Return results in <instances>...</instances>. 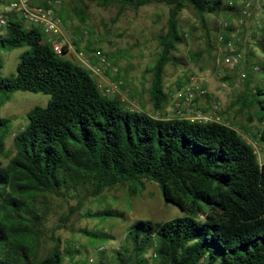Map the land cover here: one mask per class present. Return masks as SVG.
Returning <instances> with one entry per match:
<instances>
[{
	"label": "trees",
	"instance_id": "obj_1",
	"mask_svg": "<svg viewBox=\"0 0 264 264\" xmlns=\"http://www.w3.org/2000/svg\"><path fill=\"white\" fill-rule=\"evenodd\" d=\"M97 2L170 7L167 31L159 36L161 50L150 69L149 93L156 111L170 97L164 86L166 66L186 39L180 11L191 6L206 27L209 16L236 10L223 0ZM73 12L80 23L87 22L85 9L74 7ZM3 27L1 49H28L16 73L0 79V107L15 91L42 92L51 99L27 112L28 123L14 136L15 152L5 165L1 161L10 156L4 149L10 120L0 117V264H63L57 239L39 255L43 218L35 204L38 194L71 196L90 187L100 195L117 185H142L143 179L156 182L165 202L183 215L136 220L126 235L130 246L117 250L118 264H147L150 250L157 264H264V163L238 129L136 112L119 97L105 94L86 67L65 57L66 50L56 53L40 28L15 17ZM74 43L78 50L81 41ZM91 51L107 56L101 48ZM90 58L97 63L96 56ZM259 96L264 87L251 91L243 110L257 105L263 125L255 137L264 144V99Z\"/></svg>",
	"mask_w": 264,
	"mask_h": 264
},
{
	"label": "rangeland",
	"instance_id": "obj_2",
	"mask_svg": "<svg viewBox=\"0 0 264 264\" xmlns=\"http://www.w3.org/2000/svg\"><path fill=\"white\" fill-rule=\"evenodd\" d=\"M241 1L223 0L224 3L235 4L236 10L209 16L206 27L202 26L191 6L180 11L179 25L186 39L173 53L176 59L166 66L164 86L170 97L160 111L154 109L150 100V69L161 50L159 36L167 31L170 7L165 3H151L138 9L118 3L102 6L97 0H53V3L62 19L64 31V36L58 39L66 46H71V53L65 54L66 58L79 63L73 55V49L77 50L74 40L81 41L77 51L90 57H95L91 51L93 48H101L110 63L115 57H119L115 62L117 73L108 67L103 66L101 69L105 77L101 82V89L108 96L119 97L126 106L138 105L156 117L184 116V113L178 111L174 97L193 78L208 91L207 96L197 98L194 106L205 110L212 102H218L222 107L220 116L224 122L235 126L241 134L245 127H256V134L263 125L259 120V109L254 105L243 110L246 106L243 103L247 102L252 90L258 86L264 87V73L254 72L250 68L252 63L264 66V0H259V34H253L247 24H239L237 19L242 8ZM5 2L0 0V10ZM74 7H81L87 12L88 20L85 24L77 19ZM9 17L17 18V14ZM226 21H230L232 25L225 27ZM0 28L5 31L3 26L0 25ZM239 28L240 31H237ZM225 33L245 53L241 68L231 69L222 62L219 37H226ZM27 49L28 46L0 48V79L16 73L20 56ZM243 70L248 77L236 86L239 71ZM248 79L252 83L249 90ZM96 81L99 82L98 79ZM223 82L228 85L223 86ZM117 83L119 86L116 93L108 90ZM258 98L264 99V96ZM50 99V95L42 92L15 91L1 105L0 117L10 120L9 131L4 138V149L10 156L2 158L3 165L15 152L14 136L27 125V112L36 106H46ZM182 107L184 110L186 105L182 104ZM35 204L43 218L39 255L47 253L57 239L60 250L64 253L63 264H80L76 259L82 256L84 259L98 244L104 245L106 249L95 264H118L117 250L123 252L124 246H130L126 235L129 226L136 220L167 221L183 215L176 205L165 202L156 182L145 179L142 180V185H117L104 190L100 195H94L90 187L80 188L71 196L40 193ZM108 212H119L120 215L112 216ZM147 258V264H157L152 250L148 252Z\"/></svg>",
	"mask_w": 264,
	"mask_h": 264
},
{
	"label": "built area",
	"instance_id": "obj_3",
	"mask_svg": "<svg viewBox=\"0 0 264 264\" xmlns=\"http://www.w3.org/2000/svg\"><path fill=\"white\" fill-rule=\"evenodd\" d=\"M6 2L2 5L0 10V25L5 26L8 23L9 16L11 14H17V16L28 26H35L42 30L46 40L53 46V50L58 54L71 53V46H66L62 40L58 38L64 36L62 27V19L59 18V14L54 9L53 0H5ZM242 8L239 13L238 22L240 25H244L246 21L252 18L254 14V8L259 4V0H242ZM232 23L230 21L225 22V27H230ZM256 34L261 32V24L255 28ZM220 46L219 50L222 53V62L231 69L241 68L245 61L244 51L236 44L235 40L231 37L225 38L224 35L219 37ZM66 47V48H65ZM73 55L78 62L86 67L91 74L99 80V87H102L101 82L105 79L103 76L102 67H108L117 73L118 69L115 65L110 63V60L100 51L94 53L98 59L97 63L94 64L87 54L73 49ZM254 72L260 71V66L254 64L251 67ZM248 74L246 71H239V78L236 81V86L243 79H247ZM223 86H227L226 82L222 83ZM119 83L108 89L112 92H117ZM207 89L197 84L192 78L190 83L185 85L181 90L175 93V105L180 113H184L185 118H189L196 122H209L215 121L231 125L229 122H224L220 116L222 107L218 102H212L208 109H201L200 107L194 106L195 100L199 97L207 96ZM185 104L186 107H182ZM130 109L136 112H142L143 110L135 104L129 106ZM244 134H242L243 136ZM250 137V136H249ZM243 137L246 139L255 149L260 164L264 163V144L252 137ZM104 245H96L95 249L87 255L86 264L97 263L101 253L105 250ZM156 255H153V258ZM67 264H75V262H68Z\"/></svg>",
	"mask_w": 264,
	"mask_h": 264
},
{
	"label": "crops",
	"instance_id": "obj_4",
	"mask_svg": "<svg viewBox=\"0 0 264 264\" xmlns=\"http://www.w3.org/2000/svg\"><path fill=\"white\" fill-rule=\"evenodd\" d=\"M260 6L258 5H256L255 6V8H254V14H253V16H252V18H250V19H248L247 21H246V23H245V25L247 24L248 25V27L249 28H251L252 29V31H253V34H256V32H255V28H257V26L260 24V17H261V15H260V11L258 10V8H259ZM260 9H261V7H260ZM238 14H239V12H238ZM238 17H239V15H238ZM17 18H19L18 16H17ZM20 19V18H19ZM27 25V24H26ZM28 26V25H27ZM237 31H240V28L239 29H237ZM236 34V33H235ZM244 55H245V53H244ZM255 63H252L251 65H250V67L252 66V65H254ZM252 86V83H251V81L248 79V82H247V90H249V88ZM246 103H243V105H245ZM249 118V117H248ZM252 124V123H251ZM235 127V126H234ZM236 128V127H235ZM256 127H254V129H255ZM254 129H251L250 127H245L244 128V131H245V134H244V131L242 132V134H244L243 135V137H255V133H254ZM241 133V132H240ZM249 137V138H250ZM86 258H87V255H86V257L83 259V256L82 257H80L79 259H76V260H78L79 262H80V264H86ZM73 261H75V260H73Z\"/></svg>",
	"mask_w": 264,
	"mask_h": 264
}]
</instances>
